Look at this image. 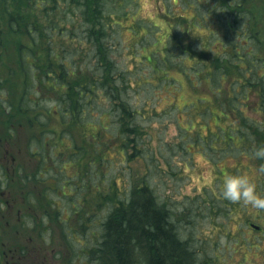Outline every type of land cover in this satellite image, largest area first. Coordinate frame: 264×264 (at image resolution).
Segmentation results:
<instances>
[{"label":"rangeland","instance_id":"obj_1","mask_svg":"<svg viewBox=\"0 0 264 264\" xmlns=\"http://www.w3.org/2000/svg\"><path fill=\"white\" fill-rule=\"evenodd\" d=\"M157 1L141 0V5L138 4L136 9L129 8V11H134L131 17L139 20L138 31H132L129 26L123 28L126 25L123 22L118 27L119 34H116L115 39L106 41V45L111 47L110 55L114 62L119 63L120 70L127 71L132 103L140 107L138 120L145 126L147 133L144 137L145 147L141 148L144 153L136 154L131 149L129 153L135 154L131 161L117 159L118 148H99L98 154L96 148L84 144L82 128L88 129L90 123L89 126H77L74 143H71V134L61 133V130H65V124L56 115L50 119L43 115L42 120L34 117L33 112L32 115L18 113L13 117L7 114L4 104H0V167L7 166L4 172L0 170V256H4L2 252L6 247L13 246V242L17 244L31 240L32 246L37 247L34 256L39 258L38 261L70 264L67 257L69 244L63 237V231L67 227L66 222L73 225V220L76 223L77 218H80L74 214L76 208L84 206L85 212L93 213L96 190H108L112 181L119 188L127 190L129 185H138L146 175L154 182L159 201L175 213L182 235L195 240L198 247L191 243L196 247V254L202 264H264V231L260 233L250 226V222H255L264 228V146L259 148L260 136L257 131L254 130L251 135V145L245 135L253 132L250 122L264 126L260 100L256 102L260 92L251 94L250 99H244L243 108L249 123L245 119L240 120L238 115L232 119L237 134H242L241 138L234 140L235 147L229 148L223 140L214 144L208 135H217V124L227 128L229 123L216 121L213 117L209 119L208 129L205 119L191 114L199 110L194 108L189 113L184 105L196 99H206L201 111H205L208 105L215 113L220 112L215 99L230 91L231 79L224 78L220 82L217 71L212 73L213 78L208 79L206 72L216 69L213 55L223 59L229 55L224 51L233 43L232 36L229 37L232 34L226 23L216 17L217 14L215 17L219 21L204 16L217 1L189 0L191 6L188 7L184 0H166L167 11L174 12L173 18L169 19L161 10L163 0L160 4ZM247 3L255 15L257 27L254 35L263 41L260 48L264 50V0H247ZM228 22L232 23L234 38L237 36L240 44H246L249 38L254 40L251 34L242 30L246 23L241 22L239 31L231 20ZM169 31L175 34L167 35ZM226 32L230 33L229 36ZM177 37L181 39L185 51L174 54L171 61L166 63L161 52L169 44H179L175 39ZM171 38H174L173 42ZM14 41L15 37H6L7 52L4 55L10 64L17 58ZM18 41L16 39V43ZM252 44L253 41H249V50L256 48ZM82 45L79 51L81 55L86 53L84 60L91 57L89 61L95 63L94 46L89 43ZM80 54L77 53L76 59ZM178 61L184 62L186 70L192 72L191 78L198 88L191 87L188 78L180 71ZM15 67L17 65L7 69L9 80L6 88L0 86V94L6 104L9 100L15 102L19 98L23 85L20 71ZM194 68L200 72L201 80L199 74L194 73ZM8 70H13V73L9 74ZM168 83L177 84L181 91L169 92L164 88ZM48 96L43 95L40 98L42 103L37 105L42 111L45 108V114L47 108L54 104L49 103ZM177 98L182 111L175 108L169 114L150 116L154 114V106L162 112ZM96 104L103 105V108L110 106L107 99L102 97L96 100ZM93 112L97 115L96 107ZM31 116L35 119L30 122ZM191 122L194 128H190ZM197 132L205 135L206 141L202 146L191 144L185 150L165 146L166 143L183 142L187 147L184 138ZM32 148L43 152L46 159L43 164L32 153ZM145 148L148 150L145 151ZM72 150H76L78 155L73 157ZM63 151L65 154L61 159L53 161ZM100 156L107 159L99 166L91 165ZM18 166H25L24 171L18 170ZM39 171V180L35 181L33 177L27 180ZM14 203L16 206L11 207ZM219 205L224 207L223 212L216 208ZM47 210L53 218L46 214ZM24 213L29 217L24 216ZM106 215L107 209L99 212L90 230L98 232ZM72 264L87 263L76 258Z\"/></svg>","mask_w":264,"mask_h":264},{"label":"trees","instance_id":"obj_2","mask_svg":"<svg viewBox=\"0 0 264 264\" xmlns=\"http://www.w3.org/2000/svg\"><path fill=\"white\" fill-rule=\"evenodd\" d=\"M184 1H187L185 5L191 6L189 0ZM214 1L217 3L212 4V10H207L204 16L213 19L219 17L225 22L228 31L232 34L229 36L230 33L226 32L227 36H232L233 43L225 48L224 52L229 54L225 59L212 56L216 69L207 71L206 77L213 78L212 73L217 71L219 74L217 79L220 82L224 78L231 79L230 91L218 95V99H215L219 103L217 108L220 112L215 113L208 105L205 111H201V106L205 103L203 101L206 99L188 102L186 109L189 113L194 108L198 109V113L196 111L191 114L201 120L205 119L207 128L209 119L213 117L216 121L228 122L227 128L217 124V135L211 133L208 136L214 144L223 140L230 148L235 147L236 138L242 137L241 133V135L237 134L232 119L238 115L241 117L240 120H246L244 99H250L251 94L257 95L260 92L256 102L260 100L259 105L264 112V50L260 48V43L263 41L254 35L257 25L254 12L247 0ZM157 2L160 4L161 0ZM138 4L141 5V0H0V86L6 88L9 80L6 76L7 69L14 65H17L15 68L20 71L23 84L20 96L15 102L9 100L6 104L0 94V104H4L7 114L14 117L18 113L33 112L34 117L40 120L43 119V115L45 117L47 115L48 119L56 115L65 124V130H61V133L71 134V143H74V130H77V126H89L90 123L88 129L82 128L85 134L84 144L96 148L98 154L99 148H118L117 159L131 161L135 156L129 153L131 149L136 154L144 153L142 149L146 144L144 142L147 133L145 126H142L138 120L140 116L137 112L140 107L132 103V97L128 92L131 86L126 79L127 71L120 70L119 63H115L110 55L111 47L106 45L107 40L112 41L116 34H119L123 22L126 23L123 28L129 26L132 31H138L139 20L131 17L134 11H129V8L136 9ZM167 4L166 0H163L161 10L167 19L173 18L174 12L167 11ZM228 20H231L239 31L241 22L246 23L242 30L251 34L254 40L249 38L246 44H240L237 36L234 38L232 23ZM169 34L173 36L175 33L169 31L167 35ZM7 36L15 37L17 58L11 62L13 64L7 63V57L4 55L7 52ZM16 39H19L17 43ZM173 39L171 38V42ZM175 39L180 43L169 44L161 52L166 63L171 61L174 54L185 51L181 39L178 37ZM249 41H253L252 45L256 48L249 50ZM83 43L94 46L95 63L89 61L91 57L84 60L86 53L80 54L79 48ZM188 46L192 47L191 44ZM253 49L255 50L252 51ZM77 53L80 54L78 59H76ZM178 63L181 65L180 71L188 78L191 87L198 88L191 78L192 72L186 70L185 63L179 61ZM193 70L196 75L199 74L201 80L200 72L195 68ZM8 72L12 74L13 70ZM170 87L175 89H169ZM164 88L169 92L181 91V87L174 83H168ZM207 93L211 92H203V94ZM43 95H49L47 97L49 103H54L51 108L46 107V114L45 108L43 111L37 108V105L40 106L42 103L40 98ZM176 96L175 94L174 97ZM101 97L106 98L110 106L106 108H103V105L97 106L96 100ZM168 105V109L162 112L154 106V114L150 116L159 117L165 113L169 114L171 109L175 108L182 111L178 98ZM94 107L97 115L93 112ZM103 116L107 118L104 119ZM34 117H30V122L35 119ZM246 121L249 123V120ZM249 124L253 130L250 135L245 134L249 145L255 130L261 138L258 137L259 148L264 146V126H256L252 122ZM189 126L194 128V123L191 122ZM241 130L243 131V128ZM187 132H189L188 128ZM181 133L184 136L182 130ZM185 139L187 147L183 142L179 144L172 142L169 145L166 143L165 146L180 147L179 149L185 150L191 144L202 146L206 141L205 135L199 132L188 135ZM147 150L145 148V151ZM32 153L38 157L41 164L46 161L41 150L33 149ZM72 153H74L73 157L78 155L76 150H72ZM64 154L65 151L60 152L53 161L57 158L60 160ZM106 159V157H96L91 165L99 166ZM16 168L23 172L25 166ZM0 170L4 172L7 166L4 165ZM40 174L39 171L27 180L31 177L35 181L39 180ZM153 183L145 175L138 185L133 184L132 187L129 185L125 190L112 181L108 186L109 192H106L108 191L106 188L96 190L99 192L95 193L93 213L85 212L84 206L76 208L74 214H78L80 218H77L76 223L73 220V225L66 222L67 227L63 231V237L69 244L67 257L70 262L68 263L72 264L76 258H81L87 264H202L195 249L190 248L188 242L179 237L181 231L175 213L171 212L165 203L159 201ZM104 209H107V215L102 220L98 232L91 231V223L95 222L94 218H98L99 212ZM43 214L45 215V212ZM46 214L53 218L49 210ZM137 257L143 260L137 261Z\"/></svg>","mask_w":264,"mask_h":264},{"label":"flooded vegetation","instance_id":"obj_3","mask_svg":"<svg viewBox=\"0 0 264 264\" xmlns=\"http://www.w3.org/2000/svg\"><path fill=\"white\" fill-rule=\"evenodd\" d=\"M15 206L16 204L14 203L11 207ZM18 214H21L20 211ZM24 216L29 217L27 213H24ZM12 245L11 247H6V250L2 252L4 256H0V264H46L38 261L37 259L39 258L34 256L37 247L32 246L31 240L17 244L13 242Z\"/></svg>","mask_w":264,"mask_h":264},{"label":"bare ground","instance_id":"obj_4","mask_svg":"<svg viewBox=\"0 0 264 264\" xmlns=\"http://www.w3.org/2000/svg\"><path fill=\"white\" fill-rule=\"evenodd\" d=\"M216 208H219L220 211L223 212V208H224V207H222L221 205L217 206ZM219 209H217V210H219ZM179 233H180L179 237L182 238L183 240L187 241V242H188V246H189L190 248L195 249L196 247H198V245L196 244L195 240H193L192 238H191V239H188V238H186L185 236H183L181 232H179ZM191 241L194 243V245H195L196 247L192 245ZM138 260L141 261V260H143V259H142L141 257H137V261H138Z\"/></svg>","mask_w":264,"mask_h":264}]
</instances>
